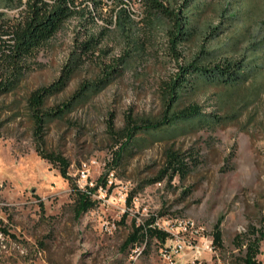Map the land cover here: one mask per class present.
Wrapping results in <instances>:
<instances>
[{
  "label": "rangeland",
  "instance_id": "374dc122",
  "mask_svg": "<svg viewBox=\"0 0 264 264\" xmlns=\"http://www.w3.org/2000/svg\"><path fill=\"white\" fill-rule=\"evenodd\" d=\"M138 21L135 38L145 49L103 91L45 129L43 148L65 156L70 178L36 150L34 125L27 107L32 91L57 79L76 47L78 24L69 21L28 59L26 73L12 92L0 95V228L5 247L0 264H171L162 240L147 235L126 246L137 226L181 221L194 226L180 233L199 243L213 236L221 222L222 244L206 252L202 264H245V245L259 236L264 223V73L233 89L204 90L195 99L208 111L234 119L214 129L205 127L172 141L134 147L121 161L119 131L128 118L157 116L163 108L162 87L177 71L179 60L161 24H151L139 0H128ZM104 16L114 0H103ZM107 19H99L104 24ZM1 42V41H0ZM75 74L68 87L47 105L67 100L85 80L101 74L102 62L126 55L129 46L111 26L109 36ZM197 43L182 48L196 51ZM223 100V101H222ZM179 149L190 166L186 174H164L166 151ZM163 176V177H162ZM162 177L161 179H159ZM104 181L106 183L104 184ZM79 188H95V204L76 213ZM196 228H203L197 234ZM175 264H194L189 248ZM257 259L264 263V238Z\"/></svg>",
  "mask_w": 264,
  "mask_h": 264
},
{
  "label": "trees",
  "instance_id": "16d2710c",
  "mask_svg": "<svg viewBox=\"0 0 264 264\" xmlns=\"http://www.w3.org/2000/svg\"><path fill=\"white\" fill-rule=\"evenodd\" d=\"M103 0H0V95L14 91L28 67V59L54 38L71 20L78 24L76 47L62 68L60 76L41 86L27 100L34 125L36 150L59 166L63 177L70 178L69 160L60 153L46 151L42 143L46 127L57 119L86 104L111 84L130 63L142 55L145 46L135 38L138 21L128 0H114L112 13L104 16ZM143 15L151 24H161L171 44L172 55L179 59L177 71L162 89L163 108L157 116L128 118L119 131L120 146L115 150L121 161L134 147L143 148L157 141H172L205 127L212 129L234 119L208 111L195 97L212 87L237 89L254 82L264 73V0H139ZM99 19H107L99 24ZM129 46L126 55L112 62H102L101 74L93 76L59 104L48 106V100L63 92L96 50L109 36L111 26ZM196 42V51L184 55L182 48ZM264 88L260 85L257 93ZM223 101V100H222ZM190 166L184 154L174 147L166 151L164 174L170 177L186 174ZM163 177V176H162ZM160 177L159 179H161ZM106 181H104V184ZM74 184L76 213L81 216L94 204L91 193ZM152 220L146 228L137 226L125 245H135L146 236H156L163 243L171 233ZM221 220L215 225L214 245L222 244ZM259 236L240 242L245 245V264H264L257 259L264 223Z\"/></svg>",
  "mask_w": 264,
  "mask_h": 264
},
{
  "label": "built area",
  "instance_id": "2783aa9c",
  "mask_svg": "<svg viewBox=\"0 0 264 264\" xmlns=\"http://www.w3.org/2000/svg\"><path fill=\"white\" fill-rule=\"evenodd\" d=\"M194 225L195 224L192 220L181 221L176 231L170 229L169 222L161 227L156 225L159 228L171 233V237L164 243L167 245L164 257L168 259L171 264H175L174 257L177 253L181 252L183 255L188 253L185 248H189L191 250V254L193 255L192 262L194 264H202V259L206 252H214L215 245L213 236H204L199 243L189 242V244L186 243L185 239L179 236L183 230H187L189 226ZM202 230L203 228H196V233L199 234ZM5 245V230L4 228H0V247L3 249Z\"/></svg>",
  "mask_w": 264,
  "mask_h": 264
},
{
  "label": "bare ground",
  "instance_id": "6f19581e",
  "mask_svg": "<svg viewBox=\"0 0 264 264\" xmlns=\"http://www.w3.org/2000/svg\"><path fill=\"white\" fill-rule=\"evenodd\" d=\"M2 250V247H0V251Z\"/></svg>",
  "mask_w": 264,
  "mask_h": 264
}]
</instances>
